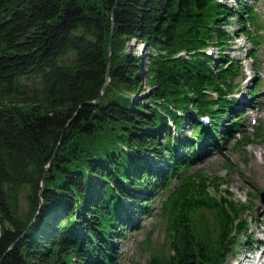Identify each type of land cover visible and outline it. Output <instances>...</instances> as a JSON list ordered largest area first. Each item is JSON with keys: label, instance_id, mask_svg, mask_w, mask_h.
I'll use <instances>...</instances> for the list:
<instances>
[{"label": "trees", "instance_id": "obj_1", "mask_svg": "<svg viewBox=\"0 0 264 264\" xmlns=\"http://www.w3.org/2000/svg\"><path fill=\"white\" fill-rule=\"evenodd\" d=\"M230 17L256 48L243 0H0V264H120L117 241L174 180L166 250L144 264H225L250 239L248 205L210 194L227 174L190 173L262 137L234 135Z\"/></svg>", "mask_w": 264, "mask_h": 264}, {"label": "rangeland", "instance_id": "obj_2", "mask_svg": "<svg viewBox=\"0 0 264 264\" xmlns=\"http://www.w3.org/2000/svg\"><path fill=\"white\" fill-rule=\"evenodd\" d=\"M237 1L221 0L222 3L229 6H235ZM243 1L253 7L256 13V22L248 25V29L254 35L257 47H254L246 35L234 33L237 22L236 18L230 17L226 29L231 32L232 39L225 47L224 52L239 62L236 70L238 75L234 80V90L230 95L231 99H235L232 103L235 104V115L241 121L240 129L234 135L239 138L245 131L246 136L253 138L259 128H264V0ZM128 48L134 52L142 51L141 43L135 40L129 43ZM249 52L254 55V59L249 57ZM206 53L215 58L219 56L218 49L214 45H209ZM258 76H260L259 80ZM258 81L260 82L257 86ZM33 83L26 82L28 87H32ZM254 87L258 88L259 92L251 99L248 94ZM144 90H147L145 85ZM142 95L144 93L139 97ZM184 127L185 131L189 132L190 128L187 125ZM259 133L260 136L262 135L261 138L257 137L258 139L256 138L240 149L231 148L234 144V137H230L231 141L226 146L222 143L221 150H210L190 169L191 174L200 170L207 175L223 176L227 174L223 180L228 184L223 183L220 186V189H227V191H216L210 187V194L217 199H221L223 196L230 197L249 207L245 217L250 239L246 233L238 235L236 245L228 254L225 264H256L250 260V257H259L258 264H264V202H262V198H264L262 196L264 194V129ZM176 182L174 180L171 184V192H174L170 198L168 190L164 194L158 192L154 194L150 213L142 217L139 215L138 220L141 228L127 232L123 238L117 241L116 246L121 252L120 264H134L135 262L144 264L152 252L166 250V229L169 226L170 217L176 211V209L172 211L169 202L181 190ZM150 232L152 235L150 243H148L147 236Z\"/></svg>", "mask_w": 264, "mask_h": 264}, {"label": "water", "instance_id": "obj_3", "mask_svg": "<svg viewBox=\"0 0 264 264\" xmlns=\"http://www.w3.org/2000/svg\"><path fill=\"white\" fill-rule=\"evenodd\" d=\"M110 53H111V39L109 40V43H108V64H107V70H109L110 67H111ZM98 100L97 101H94V102L97 103ZM262 196H264V194H262ZM262 202H264V198H262Z\"/></svg>", "mask_w": 264, "mask_h": 264}, {"label": "bare ground", "instance_id": "obj_4", "mask_svg": "<svg viewBox=\"0 0 264 264\" xmlns=\"http://www.w3.org/2000/svg\"><path fill=\"white\" fill-rule=\"evenodd\" d=\"M262 154V153H261ZM261 161V160H260ZM261 181V180H260ZM262 183V182H261ZM264 183V181H263ZM250 260L254 261L256 264H258V261H259V257L256 258V257H250ZM240 264V263H239ZM242 264V263H241Z\"/></svg>", "mask_w": 264, "mask_h": 264}]
</instances>
